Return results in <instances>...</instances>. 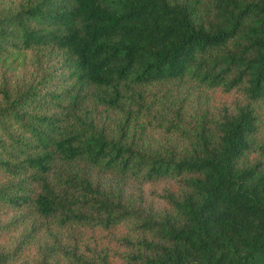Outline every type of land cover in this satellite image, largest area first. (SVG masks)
I'll return each instance as SVG.
<instances>
[{"label":"trees","instance_id":"trees-1","mask_svg":"<svg viewBox=\"0 0 264 264\" xmlns=\"http://www.w3.org/2000/svg\"><path fill=\"white\" fill-rule=\"evenodd\" d=\"M0 264H264V0H0Z\"/></svg>","mask_w":264,"mask_h":264}]
</instances>
